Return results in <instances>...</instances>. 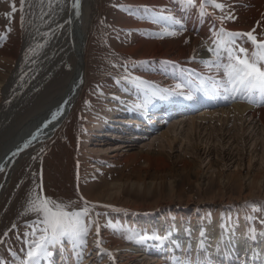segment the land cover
<instances>
[{
  "label": "rangeland",
  "instance_id": "obj_1",
  "mask_svg": "<svg viewBox=\"0 0 264 264\" xmlns=\"http://www.w3.org/2000/svg\"><path fill=\"white\" fill-rule=\"evenodd\" d=\"M46 1L52 0H25L22 25L20 0H0V36L6 35L5 39H0V111L10 109L11 112L9 117L0 114V132L2 131L0 137L2 134L6 135L13 126L19 127L29 117L45 108L62 91L70 75L74 58L67 50L66 55L69 56H65L66 59L56 64V67L54 65V71L50 74L45 71L44 74L39 73L26 78L25 70L19 67L21 65L17 66L24 43L26 24L37 10L38 4ZM96 1L97 12L89 28L85 53L87 87L84 91V99L82 98L79 106L71 113L62 140L56 143L62 128V125H59L60 128L44 147L24 157L12 170L1 192L0 241L4 242L0 243V264H20V261L26 258L28 244L32 241L30 235L32 229L29 225L37 219L35 213L27 211V205L33 194L41 193V185L42 194L57 201H71L78 204V201L81 203L79 197H83L90 204L97 206L98 209L92 211L90 217L99 224V237L96 235L94 223L86 238V246L74 245L67 240L56 244L61 246V252L64 254L73 253L78 259L82 254L91 262L90 264H118V258L114 256V248L125 244L132 247L140 240L141 235L164 238L165 228L154 227V222L161 215L170 228H174V223L177 225L179 222L181 228L190 229L192 222L197 221L199 226L203 222H219L221 225L226 224L233 228L245 223L248 230H264V224L261 223V220H264V187L261 188L259 197L242 198L247 191L244 186L247 182L246 172L251 173L254 170L264 172V158L260 156L264 139L262 140L257 134L261 130L259 122L256 119L244 118L241 122L242 129L238 131L237 125L233 123V116L225 117L217 112V114L214 112V115L203 113L205 105H200L195 108L196 110L193 109L192 112H185L182 115L188 117L197 114L200 117V121L195 125L197 129L193 132V137L183 143L176 140L171 145V149H168L165 139H158L166 130L168 123L182 117L180 109L170 114V118L165 119L167 121L163 119L159 121L160 125H156L157 128L155 126L150 132L144 131L145 123L142 119L122 108L121 102L118 103L120 99L140 105V98L134 94L131 81L125 77V74L136 72L146 64L145 60L140 58L143 51L141 49L131 54L119 51L116 47L117 45L130 47L137 44L135 37L143 33H147L152 40H158L160 44L162 37L168 36L174 40L177 37L176 32L184 31L174 30L157 22L152 23V10L149 5L141 2L142 0ZM13 3L16 6L15 13L11 12ZM214 3L219 2L214 0ZM205 5L224 25L245 24L241 19L236 20L235 13L227 6L220 10L214 8L212 4ZM228 15L233 18L225 19L224 17ZM140 24H151V26L143 27ZM169 32L175 34L167 35ZM218 32V28L214 30V38L219 37ZM262 34H264V26L257 25L255 35L258 40L261 39ZM192 36L189 33V36L184 38L183 46L192 40ZM246 48L249 52L253 50L252 45ZM218 108L213 107L210 110H219ZM100 115L107 116L104 128L97 133L89 129V138L87 137L86 142L83 143V129L86 122L91 123ZM5 116L7 118H4ZM67 118L68 115L65 120ZM125 149H131L135 158L122 164L115 156ZM159 150L165 153L163 157L158 156L166 161L164 169L157 168L162 164V160H153L146 165L145 159L140 158L147 151L152 153ZM184 160L187 163L183 164ZM194 170L201 176L205 175L204 184L195 183ZM237 171L241 172L244 179L236 180L243 186L240 188L235 180L233 186L231 184L228 188L224 184L227 177ZM4 177L5 171H2L0 186ZM141 179L148 186L147 184L141 188L130 186V181ZM218 183H222L221 188L218 187ZM240 189L243 193L239 192ZM73 191H76L77 195ZM106 206H112V209L110 211L99 209ZM212 229L210 234L213 233L215 237L210 236L218 238L217 243L221 244L230 243L232 241L230 239L238 234L232 232L230 238L227 231L217 228L218 230L212 232ZM175 230L176 228L173 231ZM216 230L217 233L220 231V235L215 234ZM201 231L194 230L193 237L205 239L201 236ZM163 233L164 236L161 237ZM221 234L227 236L222 238ZM97 239L101 241L99 247H97ZM182 239L186 240L189 237ZM212 242L210 241V245L214 244ZM184 243L187 244L186 248L181 252L177 249L175 252L176 257L183 258L180 262L187 259L192 261L194 258H199V255V259L203 262L205 259L208 260L209 252L207 254L205 243H203L204 247L200 246L201 248H193L188 242ZM167 253L156 254L153 256L154 261L156 259L159 263L165 262L164 260L169 258ZM56 255L53 253L55 259L53 264H60L57 263L59 258ZM143 257L144 254L137 255L131 264H143L145 261ZM81 262L79 260V263ZM231 262L237 264L236 261L224 263L231 264ZM261 262L259 264H264L263 261Z\"/></svg>",
  "mask_w": 264,
  "mask_h": 264
},
{
  "label": "bare ground",
  "instance_id": "obj_2",
  "mask_svg": "<svg viewBox=\"0 0 264 264\" xmlns=\"http://www.w3.org/2000/svg\"><path fill=\"white\" fill-rule=\"evenodd\" d=\"M217 1L229 7L235 13V17H237L236 20L241 19L245 24L238 26L222 24L218 21L216 16L211 13L208 6L204 5V11H201V0H194V6L191 7L186 3V0L141 1L149 5L152 10V23L157 22L174 30L182 29L184 31L183 33H179V31L178 33L176 32L177 37L174 40L168 36L162 37L160 39V44H158V40H152L147 33H143V35L135 37L137 44L130 47L118 45L116 47L119 51L131 54H134V51L137 50L142 49L143 51L140 58H143L146 64L136 72L125 74V77L131 81L130 83L132 84L134 94L140 98V105H134L131 102L126 100L122 101L120 99H118V103L121 102L122 108H125L129 113H133L134 116L142 119L145 123L144 131H152V128H155L156 125H160V123H158L159 121H162V119L164 121L166 119L165 117L176 111L178 112L179 109L182 116L185 112L190 113L192 112L191 110L196 107L205 105L203 113L207 112V114L211 115L217 112L225 117L233 116V123L237 125L238 131L242 129L241 122L244 118L256 119L261 126V130L260 132L258 131L257 134L262 140L264 139V100L259 96L254 97V103L240 98L232 99L229 94L224 91L223 83L225 78L223 77L222 71L218 72L213 65V61L217 60L216 52L209 51V49L216 47L215 41L220 38H214V30L217 28L218 31L220 28H223L225 32L247 33L255 29L257 25L264 26V0ZM74 2L75 0H52L39 3V6L36 8L37 10H35L34 13L32 12L33 15L26 24L27 26L23 39L24 43L20 58L17 62V66L21 65L19 67L25 70L26 78H30L39 73L40 75L44 74L45 71L49 72V74L51 71L53 72L54 65L56 67V64L58 65V63L66 59L65 56H69L66 55V50L72 53L70 55H73L74 61L71 65L70 75L62 91L41 111L29 117L19 127L13 126L8 133L5 132V134L7 133L6 135L2 134L0 137V169H2L0 173L5 171V177L0 186V195L9 180L12 170L24 157L34 153L36 149L44 147L60 128L59 125H62V128L61 131H59L56 143L62 140L64 137L63 133L66 132L70 122V115L73 110L79 106L84 96V91L87 87L85 76L87 68L85 65L87 62L85 53L89 28L97 12V1L80 0L78 9L73 7ZM162 17H169L170 19L165 20ZM174 21H178L179 23H174ZM140 25L143 27L151 26V24ZM189 33L193 35L192 40L186 44V46H183L184 38L189 36ZM246 39V37H243L242 39H238L237 42L242 43L246 41ZM148 45L151 46V48ZM250 45V42L244 44L245 47ZM171 53L174 55H171ZM22 69L20 70L22 71ZM177 84L181 85L180 89L176 88ZM189 94L192 96V99L186 98ZM213 107H219V110L213 109V111H211L210 109ZM7 111H9V113ZM0 114H5L9 117L11 112L10 109L6 111L2 109ZM53 114H56L55 120L52 119ZM67 115L68 118L65 120ZM6 116L4 118H7ZM182 117L168 123L166 130L160 134L158 140L165 139L168 149H171V145L176 140L183 143L192 138L193 132L197 129L195 125L198 123L197 121H200V117L197 114L184 117V119ZM223 120H225V118ZM106 121L107 116L100 115L98 118L93 119V122H86V126L83 129L82 142H86L89 129L97 133L104 128ZM45 124H47V127L44 126ZM0 133H2V131ZM33 137H35V139ZM161 146L162 145H160V147ZM101 151L103 152L104 150ZM13 153L16 154L13 155ZM132 153L131 149H125L117 153L115 157L117 161L124 164L126 161L135 158ZM261 153V158H264V147ZM164 154L165 153L159 150L152 153L147 151L146 154L139 155H143L140 158L145 159V163L148 165L153 160L163 161V159L158 158V156L163 157L165 156ZM166 155H169V153H166ZM178 157L181 158V156ZM184 163H187L186 160L183 161V164ZM157 168H166V161L164 160ZM193 177L195 183L204 184L205 175L201 176L199 172H195L194 170ZM245 178L247 182L244 183V186L247 188V191L245 195H242V198L251 199L252 197H259L258 194L261 188L264 187V172L262 170H254L251 173L246 172ZM236 179H244L240 171L232 172L227 177L226 183L224 184L227 187L231 184V186H233ZM129 184L131 187L141 188L147 183L141 179L130 181ZM218 184V187L221 188L222 183ZM236 185H239L240 188L243 186L240 182ZM146 186H148V184ZM226 186H224V189ZM241 190L242 189H240L239 192L243 193ZM73 192L76 194V191ZM78 204H80L79 201ZM94 206L93 212L98 209L96 205ZM111 207L112 206H106L99 209H109L108 211H110V209H112ZM113 210L116 211L115 209ZM148 217H150V215H148ZM177 223L179 227L178 224L176 225V223H174L176 225V230L173 231L161 215V217L154 222V227L160 229L165 228L166 235L164 238L159 240L156 239L152 242L146 241L147 243L138 240L132 247L128 244L122 246L117 245L114 248V256L118 258V264H131L132 260L137 258V255L142 254H144L143 258H145L143 259L145 260L143 264H222L230 261H236L237 264H259L261 261L264 262V230H248L245 223H241V225L232 228L226 224L221 225L219 222H203L201 226H199V222L194 221L190 229L181 228L180 223ZM212 228H214V230ZM217 228L222 229V231H227L229 236L232 232H237L238 234H235V237H232L233 239H230L232 241L228 244L217 243L218 238L215 239V235L212 233L215 232ZM211 229L213 230L211 232L212 234H210ZM194 230L201 231V236H204L205 239L193 237ZM217 230L215 234H219L220 231L217 233ZM224 234H221L222 238L223 236H227ZM180 237L190 238L180 240ZM210 241H213L212 243L214 244L210 245ZM183 242H188L193 248H201L200 246L204 247L203 243H205L207 254L209 252L208 260L205 259L203 262L199 259V255V258L193 260L192 263L185 261L180 262L183 258L180 259L176 257L175 252L177 249H180V252L183 251L184 245H187L185 243L183 244ZM60 247L56 244L49 246V254L41 257L40 264H53V261L55 262L53 253L57 254L56 256L59 258V262L57 263L60 264L91 263L89 260H86L82 254V258L80 257V259L73 253L64 254L61 252L62 249ZM185 248L186 247H184V249ZM166 252H168L169 258L164 260L165 262L159 260V263L156 259L154 261L153 256ZM150 253L153 255H147ZM57 258L56 260H58ZM178 258L180 260H178ZM79 260L82 262L79 263ZM231 264L236 263L231 262Z\"/></svg>",
  "mask_w": 264,
  "mask_h": 264
},
{
  "label": "snow or ice",
  "instance_id": "obj_3",
  "mask_svg": "<svg viewBox=\"0 0 264 264\" xmlns=\"http://www.w3.org/2000/svg\"><path fill=\"white\" fill-rule=\"evenodd\" d=\"M24 3L25 0H20L21 24L24 22ZM80 0H75L73 7L79 8ZM186 3L191 7L194 6V0H186ZM205 4H212L216 9L223 10L224 3H214V0H201L200 8L204 11ZM16 6L13 3L11 12L15 13ZM165 20L169 17H162ZM225 19H232L230 15L225 16ZM9 19L11 17L9 16ZM174 23H179L174 21ZM259 23V22H258ZM182 27V26H181ZM11 29L9 28L8 31ZM255 29L247 33L225 32L223 28L219 30V39L215 41L216 47L209 51L216 52L217 60L213 61V65L218 72L222 71L224 79L223 88L232 99L240 98L254 103V97L259 96L264 100V34L261 39H257L254 34ZM169 32L167 35H174ZM246 37V41L238 43V39ZM6 35L0 36V39H5ZM250 42L253 50L249 52L244 46ZM143 83V82H141ZM177 89L181 85H176ZM187 99H192L189 94ZM227 98V97H226ZM52 119H56V114H53ZM47 127V124L44 125ZM35 139V137H33ZM16 153H13L15 155ZM2 170V169H0ZM80 204L73 202L57 201L51 197H47L41 193L33 194L28 201L27 211L35 213L37 219L33 221L29 227L32 229L30 235L32 241L28 244V250L25 253L26 258L20 261V264H40L41 257L49 254V246L60 243L64 240L71 242L74 245L86 246L87 236L90 232L92 224H96V235L99 237V224L90 217V213L94 209L83 197H80ZM264 224V220H261ZM7 233H5V236ZM140 241L148 239H157L160 237L141 235ZM4 241H0L3 243ZM101 241L97 239V247ZM111 255V253H108Z\"/></svg>",
  "mask_w": 264,
  "mask_h": 264
}]
</instances>
